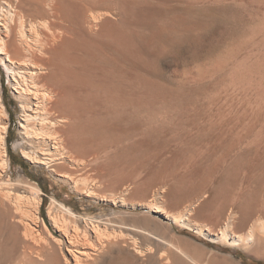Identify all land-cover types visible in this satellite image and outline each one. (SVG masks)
Instances as JSON below:
<instances>
[{
  "label": "bare ground",
  "instance_id": "bare-ground-1",
  "mask_svg": "<svg viewBox=\"0 0 264 264\" xmlns=\"http://www.w3.org/2000/svg\"><path fill=\"white\" fill-rule=\"evenodd\" d=\"M134 13L132 0H0V65L6 70L14 98L20 103V139L17 138L20 141L12 149L20 150L23 158L34 166L46 167L55 179L68 185L79 197L106 206L154 212L156 217L203 235L211 242L239 247L260 246L264 241V222H254L246 232L237 233L230 221L231 215L221 221L222 215L215 209L220 228H217L218 224L216 228L209 226L205 220L204 223L196 222L190 216L195 210L193 203L183 204L182 210L172 213L157 196L137 202L134 197L141 188L131 187L132 174L123 172V163L119 160L112 163L99 161L98 146L107 138L111 125L108 126L104 118L95 116V112L120 108L133 100V91H136L132 89L137 85L147 98L158 90L152 82L138 77L136 71L137 43L127 22L132 20ZM116 15L128 18L127 26H118ZM251 33H260L264 39V15L259 17ZM236 50L239 49L233 46L218 63L233 58ZM260 58L240 66L235 63L238 68L232 73L230 84L244 90L254 88L256 96L250 97L256 98L261 107V104L264 106V55ZM211 64L215 65V62ZM2 91L0 70V264H152L153 248L141 249L138 238L150 239L167 248L166 254L156 259L157 264H235L214 255L207 259L197 245L173 235L170 240H162L154 235L151 238L133 227L124 231L112 228L114 223L111 221L121 216L114 211L109 219V216L107 219L81 217L53 196L43 216L42 206L46 199L42 197V189L24 174L15 177L10 166L8 132L11 115ZM263 110L264 107L261 113ZM182 181L175 183L181 186ZM142 216V224L156 225L149 215Z\"/></svg>",
  "mask_w": 264,
  "mask_h": 264
},
{
  "label": "rangeland",
  "instance_id": "rangeland-1",
  "mask_svg": "<svg viewBox=\"0 0 264 264\" xmlns=\"http://www.w3.org/2000/svg\"><path fill=\"white\" fill-rule=\"evenodd\" d=\"M258 1L132 0L135 12L132 20L116 15L118 26H127L128 22L131 32L135 33L132 35L135 44L137 43L135 47L138 77L158 86V92L150 93L147 98L140 85H137V88L132 89L136 91H133L136 98L133 97L127 104L120 108L111 107L109 110L95 112V116L104 118V122L107 121L108 126L111 125L106 140H101L98 146L99 161L112 163L119 160L123 163V172L132 174L129 182L131 187L141 188L140 192L133 196L135 201L150 200L157 196L162 199L167 211L172 213L193 203L195 210L190 216L198 223H204L205 220L209 226L215 225L213 228L219 225L216 220V216H219L217 211L222 215L221 221H225L230 214V221L237 233L246 232L254 222H264V110L261 113L264 106L261 104L260 107L256 98H251L256 96L254 88L244 90L230 84L231 75L235 68H238L237 64L240 66L247 61L252 63L264 55L263 36L260 33H251L259 17L264 15V0ZM233 46L239 49L233 54V58L227 59L225 63H218L222 56L228 55ZM214 62L216 66L211 64ZM209 69H212L211 72ZM0 70L2 96L11 115L8 132L10 166L15 177L24 174L37 182L42 189V197L46 199L42 206L43 216L46 215L50 198L54 196L81 217L107 219L109 216V219L113 211L118 213V216H121L115 219L116 222L113 218L114 221L110 220L111 224L114 223L110 224L111 227L118 230L124 231L133 227L142 230L151 238L158 236L162 240H170L173 235L175 238L187 240L204 251L207 259L214 255L227 258L235 264H264V241L260 246L253 244L243 247L216 241L213 243L203 235L156 217L154 212L106 206L79 197L68 185L55 179L46 167L34 166L26 161L20 150L12 149V146L20 141V103L14 98L6 70L1 65ZM133 86L136 87L135 84ZM127 90L128 87L125 91ZM249 90H252V93ZM20 158L24 161L23 166L15 165ZM181 180L183 187L182 182L181 186L177 185ZM119 183L120 187L122 183ZM210 209L217 211L209 213ZM133 214L138 218L135 219ZM142 215H149L156 225L145 222V225L142 224ZM154 216L156 218H153ZM155 226H161V229ZM217 228H220V225ZM138 241L141 249L153 248L152 264H157L156 259L158 260L161 254H166L167 248L156 245L150 239L138 238Z\"/></svg>",
  "mask_w": 264,
  "mask_h": 264
},
{
  "label": "trees",
  "instance_id": "trees-1",
  "mask_svg": "<svg viewBox=\"0 0 264 264\" xmlns=\"http://www.w3.org/2000/svg\"><path fill=\"white\" fill-rule=\"evenodd\" d=\"M14 123V122H13ZM23 160L20 158V161L14 163L15 165L23 166ZM45 204V203H44Z\"/></svg>",
  "mask_w": 264,
  "mask_h": 264
}]
</instances>
